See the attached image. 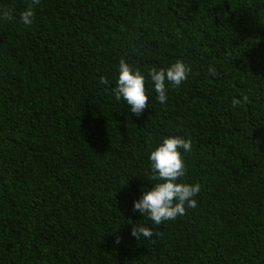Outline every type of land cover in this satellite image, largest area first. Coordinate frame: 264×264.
Wrapping results in <instances>:
<instances>
[{
    "label": "trees",
    "instance_id": "obj_1",
    "mask_svg": "<svg viewBox=\"0 0 264 264\" xmlns=\"http://www.w3.org/2000/svg\"><path fill=\"white\" fill-rule=\"evenodd\" d=\"M29 2L0 0V264H264V0H40L25 25ZM122 57L139 116L113 93ZM177 60L161 103L148 73ZM177 135L197 207L153 225L133 203Z\"/></svg>",
    "mask_w": 264,
    "mask_h": 264
},
{
    "label": "clouds",
    "instance_id": "obj_2",
    "mask_svg": "<svg viewBox=\"0 0 264 264\" xmlns=\"http://www.w3.org/2000/svg\"><path fill=\"white\" fill-rule=\"evenodd\" d=\"M39 3L40 0H30L25 10L21 12L20 18L25 25L32 23L35 7ZM0 18L11 19L12 11L8 8L0 9ZM190 72L191 68L181 60H177L167 68L151 69L148 75L158 94L157 100L161 103L166 102L168 87L181 85L188 79ZM100 82L108 84L104 76L100 77ZM113 93L117 101L123 99L130 106V111L137 116L148 107L149 96L145 87V76L138 68L134 69L123 57L119 61L118 78ZM242 102H250L247 95L243 96L242 101L235 97L232 99L233 107ZM191 147V140L177 135L165 137L150 152L152 174L149 179L155 183L150 189L142 190V196L133 203V211L140 212L142 216L147 215L153 225L173 221L178 216L185 215L188 208L197 207L195 197L201 191V185L181 181L186 174L183 152H189ZM131 235L137 240L141 237L151 239L153 235H157V232L154 227H148L145 223H137L132 228ZM116 242L119 243V237Z\"/></svg>",
    "mask_w": 264,
    "mask_h": 264
}]
</instances>
